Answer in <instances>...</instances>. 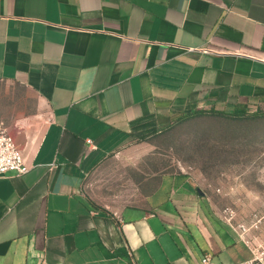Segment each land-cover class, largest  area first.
<instances>
[{"label":"crops","instance_id":"crops-1","mask_svg":"<svg viewBox=\"0 0 264 264\" xmlns=\"http://www.w3.org/2000/svg\"><path fill=\"white\" fill-rule=\"evenodd\" d=\"M0 82L48 106L0 114L30 170L0 177V264H218L253 257L190 173L103 208L86 178L189 114L264 113V0H0Z\"/></svg>","mask_w":264,"mask_h":264},{"label":"rangeland","instance_id":"rangeland-1","mask_svg":"<svg viewBox=\"0 0 264 264\" xmlns=\"http://www.w3.org/2000/svg\"><path fill=\"white\" fill-rule=\"evenodd\" d=\"M47 124L48 106L23 86L0 82V114ZM1 120V119H0ZM190 173L225 221L251 246L264 248V113H193L169 129L123 148L91 173L84 189L99 206L120 210L139 198L150 174Z\"/></svg>","mask_w":264,"mask_h":264},{"label":"built area","instance_id":"built-area-1","mask_svg":"<svg viewBox=\"0 0 264 264\" xmlns=\"http://www.w3.org/2000/svg\"><path fill=\"white\" fill-rule=\"evenodd\" d=\"M29 170L30 165L26 160L23 149L19 147L16 139L9 134L4 121H0V177L10 171L22 175ZM240 228H242V232L239 230L237 231L243 237L242 233H245L248 229L244 225H240ZM247 243L250 245L248 241ZM251 249L253 257L238 264H264V248L251 246ZM202 264L218 263L214 261L212 254L205 253L202 258Z\"/></svg>","mask_w":264,"mask_h":264},{"label":"trees","instance_id":"trees-1","mask_svg":"<svg viewBox=\"0 0 264 264\" xmlns=\"http://www.w3.org/2000/svg\"><path fill=\"white\" fill-rule=\"evenodd\" d=\"M196 113H198V114L212 113V114L221 115V116H228V113L223 112V111H219V110L197 111ZM187 116H188V115H187ZM187 116H186V117H187Z\"/></svg>","mask_w":264,"mask_h":264}]
</instances>
